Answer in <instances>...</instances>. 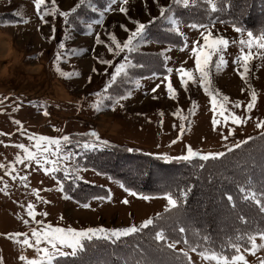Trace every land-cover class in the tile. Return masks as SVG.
Instances as JSON below:
<instances>
[{"label": "rangeland", "instance_id": "obj_1", "mask_svg": "<svg viewBox=\"0 0 264 264\" xmlns=\"http://www.w3.org/2000/svg\"><path fill=\"white\" fill-rule=\"evenodd\" d=\"M78 2L79 0H57V5L60 10L67 11ZM120 2L121 0H117L113 8L118 9ZM46 3L50 4V0H46ZM108 3L109 0H86L77 13L69 17L70 23L66 25L64 18L58 14L46 16L47 24L41 21L35 10L34 0H0V34L14 40L16 52L14 51L13 59L17 54H23L24 66L34 71L41 68L39 65H43V68L49 66L51 75L58 80V87L61 90L59 91L65 97L72 96L71 99H73L72 104L69 103L68 98L64 101L67 108L58 106L56 108L54 106L56 103L52 105L51 97L38 95L36 91L17 98L4 99L3 104H0V133L6 135H0V163L8 164L14 161L17 152L20 151L15 145L21 142L28 144V133L31 132L49 136L71 135L74 138L83 139L78 134L95 129L101 138L116 145V147L87 152L75 149L81 155L74 157L68 163L72 165L78 163L79 175L82 177L78 180L65 178L62 172L58 173V178H56L55 175L45 174L35 164L26 168L19 163L16 164V172L13 173H18L17 179L13 180L11 175L7 174L6 169L0 168V177L3 178L0 179V188H3L5 182L9 185L7 193L0 192V257H3L4 264H21L18 258L22 251L21 247L9 239L7 234L29 232L31 227L36 226L27 216L29 202L36 206L37 219H43L53 225L76 228L100 225L115 228L126 227L132 223L139 225L144 219L155 217L161 211V213L165 212L167 199L164 193L149 194L153 197L150 200L131 196L120 187L123 179H117L111 173L125 174L126 171H130L129 167L134 166L135 169L138 168V171L132 170L127 174L138 176L136 182L144 181L147 187L157 186L158 182L159 184L172 182L179 172L176 163L181 161H165L152 155L158 159L155 164L159 166L153 169V176L150 179L146 175L147 169L144 168L150 161L133 157L135 152L168 153L170 156H179L186 152V146L189 144L194 150L199 149L203 152L224 151L225 144L230 145L234 141L247 139L249 135L256 137L261 133V130L255 127L258 118L264 119V66L260 60L254 59L250 65L249 81L258 92L257 106L249 114L252 118L246 124L239 126H232L229 122L230 127H234L235 131L229 136L228 141H224L222 135H228L229 126L221 123L215 129L213 128L211 120L214 114L212 111L209 112L211 105L202 87L190 84L189 90L184 91L179 85L175 68L185 60L187 61L185 66L192 67L194 61L188 49L180 51L183 46V37L168 30L171 28L170 22L157 19L148 25L146 42L141 43L138 50L132 53L124 52L119 57H114L107 51V44L110 42L109 33L115 34L122 43L129 34L125 31V27L129 31L134 30L136 27L134 20L147 24L149 20L158 17L160 7L171 4V0H128L126 14L118 10L108 11L104 13L103 23L96 24V21L100 19V13L108 6ZM17 12L21 15L18 16ZM175 15L180 20L181 31L188 37L189 46L194 39L201 38L198 35L199 30L191 29L188 25L194 22L208 23L210 17L216 20L212 18L213 14L210 17L206 15L203 7L196 6H190L187 9L183 6H176ZM24 20L28 22L24 23ZM5 21L10 23H5ZM89 24L92 25L91 30L88 28ZM122 25L124 27H121ZM53 26L55 27L54 33L51 30ZM66 29L70 34L67 40H65ZM246 29L255 32L259 27L256 30ZM216 33L225 35L229 40L239 39V34L228 23H216L214 34ZM96 34H99L105 44L95 42ZM60 42L65 43L64 49H59ZM165 49L170 50L165 52ZM58 50L62 54L59 61L61 70L69 73L78 72L79 75L71 77L60 75L56 70L55 59ZM238 54L239 46L230 43L225 51L228 64L219 73H216L213 68V84L223 94L228 95L230 100L243 101L241 108L235 111L237 114H244L250 94L236 71L237 65L233 63ZM164 55L171 57L167 62V67L174 69L170 79L178 92L175 100L167 95V81L161 83V80L168 75ZM125 56L133 64L143 65V67L130 69L129 78L124 80L119 87L113 86L111 91L114 94L131 91L132 95L122 101L123 109L118 106L113 111L108 107L97 113L91 107V102L95 99L92 94L104 86L109 74L114 70L111 66L100 64L99 58L111 59L115 64L122 62ZM0 60L6 62L3 56H0ZM93 67L97 69L96 72H92ZM105 68H107V73L104 71ZM153 72L156 73L155 78L152 76ZM89 76H91L90 82ZM136 81H139V87ZM156 84H160V87L153 93L151 89ZM242 88L245 91H241ZM4 97L6 96L0 94V99ZM62 98L65 99L63 96ZM192 100L197 101L198 108L194 115L189 116L188 110L192 107ZM30 102L38 103L39 109ZM45 102L48 115H44ZM17 105L20 106L19 109L13 111ZM177 108L181 109L182 115L188 117L186 121L182 122L178 116L173 115ZM161 112L164 113L162 117ZM216 115L217 119L222 121V118ZM14 120L21 121L25 129L24 134L18 131L19 125L15 124ZM181 123L185 125L182 135L179 130ZM208 134H212L210 137L213 138L212 142L203 143V137ZM178 135L181 138L172 144L171 141ZM127 148H135L139 151L128 152ZM137 162L143 163L141 168L137 167L139 164ZM144 162H146L145 166ZM116 164L119 165L116 166ZM99 166L104 169L100 170ZM26 173L28 174L27 186L19 180V176ZM127 174H125L126 177ZM60 179L64 180L65 188L70 187L69 192L58 190L57 181ZM92 185L108 188L112 198L101 200L95 196L86 202H81L80 199L87 198L94 193L89 187ZM33 189H39L40 196L47 203L37 199ZM83 191L87 192L86 195L82 193ZM73 192L76 197H73ZM65 193L71 199H65ZM124 199L128 200L127 204L123 203ZM85 203L90 206L83 207ZM45 211L48 212V216L39 215ZM25 219H28L30 224H24ZM257 243H260L259 238ZM180 247L182 245L178 244L177 248ZM26 254L31 257L34 253L33 250L27 249ZM191 255L195 264H201L196 253ZM256 257H264V250L258 251L256 256L249 254L250 264H255Z\"/></svg>", "mask_w": 264, "mask_h": 264}, {"label": "snow or ice", "instance_id": "obj_2", "mask_svg": "<svg viewBox=\"0 0 264 264\" xmlns=\"http://www.w3.org/2000/svg\"><path fill=\"white\" fill-rule=\"evenodd\" d=\"M86 0H79L75 6L71 7L67 11H62L57 5V0H50V4L46 3V0H34V6L36 12L39 14V19L45 24L48 21L45 19L49 14L59 15L64 18V23L67 25L70 23L69 17L77 13V10L84 5ZM128 0H121L120 5L117 8H113V5L117 4V0H109L108 6L100 13V19L96 21V24H102L104 19V13L108 11L118 10L121 13H127L128 8L126 7ZM229 6H231V0H227ZM226 0H171V4L162 6L159 9V16L149 20L147 24L141 23L138 20H134L133 23L136 25L135 29L129 31L125 27V31L129 32L127 39L122 43L117 39L115 34L109 33L110 42L107 44V51L112 53L114 57H119L121 53L127 52L132 53L138 50L141 43L146 42V29L148 25L155 22L157 19H164L171 24L169 31L177 33L183 37V46L180 51L188 49L190 51V57L193 59L194 64L192 67H186L187 61L180 63L179 67L175 68V73L178 75L179 85L184 91H188L190 84L198 85L202 87L203 92L209 98L213 117L211 120L212 126L215 129L218 124L223 123L229 125L231 122L232 126H239L246 124L252 117L249 115L253 109L257 106L258 92L255 87L249 81L250 65L255 60H260L262 66H264V26H261L255 32L247 30L240 25L238 19L232 20L230 23L236 33L239 34V39L229 40L225 35L216 33L214 29L216 23H228V21L222 20L217 16V20L209 18L208 23L194 22L188 27L191 29L199 30L198 35L201 39H194L191 46L188 43V37L180 29V20L175 15V7L183 6L185 9L190 6L203 7L206 15L209 17L212 14L224 11L223 5ZM95 10V9H93ZM17 15L21 13L17 12ZM27 23V20L23 21ZM5 23H10L5 21ZM121 27H124L123 25ZM89 30L92 29V25H88ZM52 32H55V27H52ZM70 38L68 30H65V40ZM95 42L97 44H105L99 34L95 36ZM238 45L239 54L235 56L233 63L237 65L236 71L238 72L241 80L247 86V92L250 94V99L247 100L245 105L244 114H237L235 109H240L243 101L230 100L228 95L223 94L220 89L213 84V68L216 73H219L228 64L225 58V51L229 48V45ZM65 43H59V49H64ZM170 49H165L167 52ZM75 51V50H73ZM163 54V53H162ZM215 57V59H213ZM62 58V54L58 50L55 56L57 62V71L62 77H71L72 75H79V73L64 72L59 67V61ZM171 59L170 56L164 55L165 68L168 75L161 80V83L167 81V95L175 100L178 92L177 88L173 86L170 79L174 69L167 67V62ZM99 63L113 67V71L109 74V78L104 86L94 92L92 95L95 99L91 102V107L97 112H101L104 108L110 107L113 111L119 106L121 109L124 108L122 101L127 100L131 95V91H126L124 94L113 93L111 89L113 86L119 87L124 80L129 78V70L135 67H143V65H136L124 57L122 62L113 63L111 59L99 58ZM242 69V70H241ZM95 67L92 68V72H96ZM107 73V68L104 70ZM153 78L156 77V73H152ZM89 82L91 76L88 77ZM139 87V81L135 82ZM160 87V84H156L151 89L153 93ZM245 91V89H241ZM156 98L155 96L153 97ZM3 99H0V104H3ZM107 102V103H106ZM192 107L188 110V115H194L198 108V103L195 100L191 101ZM19 105L13 109L16 111L19 109ZM47 104L44 103V115H48ZM222 118L217 119V115ZM161 117L164 115L160 113ZM173 115L178 116L183 122L188 119L187 116L181 114V109L177 108ZM14 123L19 125L18 131L24 134L25 129L21 121L14 120ZM162 123V121H161ZM175 127V125H174ZM255 127L261 130L260 137L264 139V119H257ZM180 134L182 135L185 131L184 123L179 126ZM59 131V130H57ZM234 127H229L228 135H222L224 141L229 140V136L233 135ZM0 135H6L0 133ZM83 139L74 138L71 135H59L49 136L43 134H37L35 132L28 133V144L23 142L17 143L15 147L20 150L15 156V160L5 164L0 163V168H4L8 175H11L13 180L17 179L18 173L16 172V164H22L26 168L35 164L43 170L45 174L55 175L62 172L65 178L69 179H82L79 175L80 168L78 163L75 165L69 164L68 161L74 157L81 155L75 149H82L84 152L96 151L102 148L116 147L110 143L109 140L101 138L99 132L95 129L85 133L78 134ZM181 138L180 135L176 139L172 140L171 143L175 144L177 140ZM255 137L249 135L247 139L234 141L230 145H224V151H208L203 152L199 149H193L189 144L186 146V152L179 156H170L168 153H146V155H156L158 159L165 161H186L192 163L194 159L200 161L198 163L199 168H204L203 162L209 160H216L224 157L226 153H231L234 149L238 150L242 146H246L249 141L254 140ZM72 146V147H69ZM128 152L139 151L135 148H127ZM0 179H3L0 177ZM19 180L21 183L27 186L28 174L20 175ZM58 190L65 192L64 180H58ZM8 183L5 182L3 188H0V192L7 193ZM120 187L128 192L131 196H139L144 200H150L153 197L138 193L131 188L125 187L123 183ZM51 191V189H49ZM180 196V200L174 198L173 193L170 190L164 191V196L167 199V206L165 212H170L172 209H178L181 204L186 203L191 187H187L184 190L177 189ZM238 191L241 194V199L255 206L259 214L264 217V164L261 165V179L254 180L252 173H247L244 181L238 186ZM36 193L37 199L47 203L40 196L39 189H33ZM65 199H71L65 193ZM109 194L107 197H97V199H111ZM228 202L235 208V202L233 196L226 194ZM123 203L127 204L128 200L124 199ZM90 205L85 203L83 207L88 208ZM39 215L48 216V212H42ZM27 216L31 218V221L35 223V227H31L29 232H10L7 234L8 238L15 241L21 247V253L19 254V261L21 264H101V262H93L86 259L87 253L106 245L112 251L111 256L115 257V260L104 261L103 264H153L150 261L146 253L140 247H134L131 249L132 252L137 254L136 259H129L126 255H121L117 248L122 238L131 237L142 233L145 229H149L152 226L154 232L153 240L161 241L162 244L157 246V251L170 252L173 256V264H195L192 259V253H196L200 258L201 264L207 262V264H250L248 255L256 256L258 251L264 250V220L256 224L254 230L241 232L236 230L232 236H227L223 241L216 243L211 236L202 235L199 229L193 230V235L196 237L195 240L190 241L187 236V230L185 227H177L175 231L181 234V239H171L166 233L164 227H162L158 221L164 219L162 214L157 213L155 217H149L144 219L139 225L132 223L126 227H115L108 228L102 225L100 226H87V227H71V226H59L53 225L50 222H45L43 219H37V211L34 203L29 202L27 204ZM63 217L61 216V220ZM238 219L244 223L247 221L243 216H239ZM24 224H30L28 219H25ZM159 228L157 231L156 229ZM259 238L260 243H257ZM178 244H183V247L177 248ZM33 250V255L30 257L26 254V250ZM0 264H4L3 257H0ZM255 264H264V257H256Z\"/></svg>", "mask_w": 264, "mask_h": 264}, {"label": "trees", "instance_id": "obj_3", "mask_svg": "<svg viewBox=\"0 0 264 264\" xmlns=\"http://www.w3.org/2000/svg\"><path fill=\"white\" fill-rule=\"evenodd\" d=\"M223 7L224 11L213 14L212 18L217 20V16H219L220 19L228 21V24H231L232 20L238 19L241 26L254 30L264 26V0H231V6L226 0ZM133 157L150 161L148 166H145L146 162H144V168L147 169V177L151 179L153 169L159 166L155 164L158 159L142 152H135ZM93 159L96 160L94 157ZM116 159L119 158L116 157ZM199 162L198 159H194L192 163L186 161L176 163L179 172L172 182L160 184L158 182L157 186L147 187L148 185L144 181L136 182L138 176L127 174L132 170L138 171L137 167L141 168L143 165L140 162H137L139 163L137 169L134 166L128 168L130 171L125 173L128 178L125 174L111 173V175L117 179H123L126 187L138 193L152 195L170 190L177 200H180L177 189L184 190L191 187L186 203L181 204L178 209L161 213L164 219L159 220L158 223L165 228L171 239H181V234L175 231L177 227L186 228V234L190 241L196 239L193 230L199 229L202 235L211 236L216 243L223 241L227 236L234 235L236 230L241 232L254 230L256 224L264 220V217L259 214L255 206L241 199L238 186L249 172L252 173L254 180L261 179V165L264 164V139L258 135L246 146H242L238 150L234 149L231 153H226L224 157L203 162L204 168L198 167ZM99 169L103 170L104 168L99 166ZM55 177L58 178V173L55 174ZM64 186L66 187V185ZM89 187L94 193L87 198L80 199L81 202H86L95 196L108 195V190L105 187L93 185ZM68 188L70 187L65 188V192H69ZM77 189L80 190V188ZM82 193L86 195L87 192L83 191ZM226 194L233 196L235 208L228 202ZM72 195L76 197L74 192ZM239 216H243L247 223L240 221ZM156 230L158 231L159 228ZM153 235L154 232L150 226L140 234L122 238L117 251L121 255L128 256L130 260L136 259L139 257L131 249L138 246L153 264H173V256L170 252L156 250L157 246L163 242L154 241ZM181 245L183 247V244ZM111 251L106 245H102L90 250L86 259L93 262L99 261L103 264L104 261L115 260V257L110 255Z\"/></svg>", "mask_w": 264, "mask_h": 264}, {"label": "crops", "instance_id": "obj_4", "mask_svg": "<svg viewBox=\"0 0 264 264\" xmlns=\"http://www.w3.org/2000/svg\"><path fill=\"white\" fill-rule=\"evenodd\" d=\"M14 51L16 52L14 40L11 39V37L9 38L6 35L0 34V56H3V59L6 60V62L0 60V94L5 95L6 97L17 98L22 95H27L28 93L30 94L32 91H36L38 95L51 97L53 100L52 105L53 103H56L54 104L56 108L57 106L60 108H67V105L64 104L66 103L64 101L67 100V98L70 99L69 103L72 104V96L65 97L62 92H60L61 90L58 87V80L51 75L49 66L43 68V65H39L41 68H38V70H29L24 66L22 60L23 54L16 53L17 56L15 57L17 59H13L15 54ZM41 92L43 94H41ZM62 96L65 99H63ZM32 104L39 109L38 107L40 105L38 103ZM211 111L212 110L209 108V112ZM228 126L230 127V125ZM211 135L208 134L203 137V143L207 141L212 142L213 138H210L212 137ZM109 194L110 191L108 189V195Z\"/></svg>", "mask_w": 264, "mask_h": 264}]
</instances>
